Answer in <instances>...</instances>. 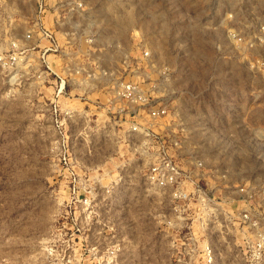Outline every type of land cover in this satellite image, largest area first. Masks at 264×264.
Listing matches in <instances>:
<instances>
[{"label":"rangeland","instance_id":"1","mask_svg":"<svg viewBox=\"0 0 264 264\" xmlns=\"http://www.w3.org/2000/svg\"><path fill=\"white\" fill-rule=\"evenodd\" d=\"M263 36L264 0H0V264H264ZM97 58L136 112L84 111Z\"/></svg>","mask_w":264,"mask_h":264},{"label":"built area","instance_id":"2","mask_svg":"<svg viewBox=\"0 0 264 264\" xmlns=\"http://www.w3.org/2000/svg\"><path fill=\"white\" fill-rule=\"evenodd\" d=\"M59 69L61 70L58 76L60 79L59 92L62 93L66 90V84H70V80L67 76L68 73H66L69 69L65 66H62ZM72 74L73 76H81L83 78L80 80L74 78L73 80H75L74 84L79 85L83 90V93H81L80 96V101L81 104L85 105L84 111L87 112V107L91 110L92 105H95L96 108L100 110L96 114L99 118H107V115L112 113V110L119 112L121 115L127 110L128 112L125 113V116L127 114L129 115L136 112V109L133 108L134 106L138 105L140 107V105H143L146 101L143 97L141 85L138 82L132 80L127 81V79L122 80V78L118 79L116 83H113L112 81L110 82L108 77V75H111L110 69L107 65L104 66L98 58L93 61L91 70L88 71V73L83 67H73ZM84 74L87 77L84 76ZM107 79L109 81H107ZM155 86L156 85H154V87ZM94 89H98V92H102L103 94H108V98L105 97V101L100 98H91L89 94ZM119 104L122 106L118 107L117 105ZM162 112L163 111L160 109H150V113L154 118L159 117ZM129 129L133 132L137 131L136 126L132 128L130 127ZM177 170V168L168 164L153 165L149 169V174L147 175L146 180L154 186V189L160 190L161 193L164 194L168 193L171 198H186L189 195V192L184 187L186 183L185 181H187V176H185L186 179L184 180H178L179 174ZM188 171L187 175H190L191 170Z\"/></svg>","mask_w":264,"mask_h":264}]
</instances>
